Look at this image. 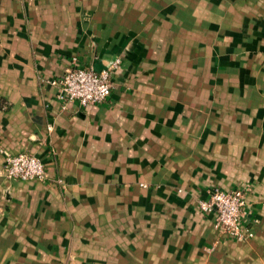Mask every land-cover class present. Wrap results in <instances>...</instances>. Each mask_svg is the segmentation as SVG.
Returning <instances> with one entry per match:
<instances>
[{
	"label": "crops",
	"instance_id": "1",
	"mask_svg": "<svg viewBox=\"0 0 264 264\" xmlns=\"http://www.w3.org/2000/svg\"><path fill=\"white\" fill-rule=\"evenodd\" d=\"M115 60L101 104L50 84ZM17 153L47 180H7ZM0 264H264V0H0Z\"/></svg>",
	"mask_w": 264,
	"mask_h": 264
},
{
	"label": "built area",
	"instance_id": "2",
	"mask_svg": "<svg viewBox=\"0 0 264 264\" xmlns=\"http://www.w3.org/2000/svg\"><path fill=\"white\" fill-rule=\"evenodd\" d=\"M119 63V60H115L99 72L73 66L66 69L62 76L51 80L50 84L60 90L64 101L68 103L76 102L81 108L98 105L110 96L111 74ZM4 158L1 173L7 180L37 182L47 180L43 163L34 155L5 154ZM140 186L146 188V185ZM198 208L203 214L214 215L216 228L239 240L252 238V232L241 227L247 208L245 190H215L208 199L199 202Z\"/></svg>",
	"mask_w": 264,
	"mask_h": 264
},
{
	"label": "rangeland",
	"instance_id": "3",
	"mask_svg": "<svg viewBox=\"0 0 264 264\" xmlns=\"http://www.w3.org/2000/svg\"><path fill=\"white\" fill-rule=\"evenodd\" d=\"M140 185H145V184H140ZM139 185V187L142 189V187ZM146 188H147V185H146ZM215 190H219V189H217V188H213V189H211V190H209V191H207V197L205 198V199H201V200H198V204H199V202L200 201H203V200H206V199H208V197L210 196V194L213 192V191H215ZM241 190H245L246 191V189H241ZM221 191V190H220ZM179 192H181V191H179ZM247 192V191H246ZM199 209V208H198ZM214 226H215V218H214ZM216 228V227H215ZM216 229H218V228H216ZM219 231H222V230H220V229H218ZM223 233H225L224 231H222ZM225 234H227V235H229L230 237H232V238H234V239H236V240H239L238 238H236V237H233V236H231L230 234H228V233H225ZM253 237V236H252ZM245 239H251V238H245ZM242 240H244V239H242Z\"/></svg>",
	"mask_w": 264,
	"mask_h": 264
},
{
	"label": "water",
	"instance_id": "4",
	"mask_svg": "<svg viewBox=\"0 0 264 264\" xmlns=\"http://www.w3.org/2000/svg\"><path fill=\"white\" fill-rule=\"evenodd\" d=\"M96 72V71H95Z\"/></svg>",
	"mask_w": 264,
	"mask_h": 264
}]
</instances>
